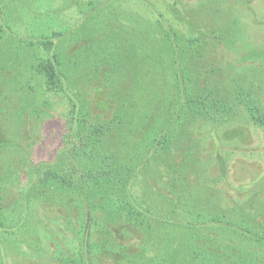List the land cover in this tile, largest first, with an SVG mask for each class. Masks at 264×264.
I'll list each match as a JSON object with an SVG mask.
<instances>
[{
	"label": "trees",
	"instance_id": "trees-1",
	"mask_svg": "<svg viewBox=\"0 0 264 264\" xmlns=\"http://www.w3.org/2000/svg\"><path fill=\"white\" fill-rule=\"evenodd\" d=\"M185 2L0 0V244L28 232L4 254L264 264V175L234 184L221 135L245 124L264 131L261 83L239 74L222 44L223 0ZM14 101L11 133L2 118ZM53 114L62 145L47 168L33 169L30 147ZM12 151L35 177L9 198V183L18 185ZM33 202L54 212L35 240Z\"/></svg>",
	"mask_w": 264,
	"mask_h": 264
},
{
	"label": "rangeland",
	"instance_id": "rangeland-1",
	"mask_svg": "<svg viewBox=\"0 0 264 264\" xmlns=\"http://www.w3.org/2000/svg\"><path fill=\"white\" fill-rule=\"evenodd\" d=\"M185 1L186 0H183V2ZM189 1L190 0H187V3L185 2V6L188 7ZM212 3L213 0H206L207 6H210ZM221 12L218 14L220 15V31H227V35L222 34V38L224 37L222 39V44L226 47L225 50L227 54L234 60L237 59L236 63L239 65V69L237 68L239 74L247 73L248 77L250 74V77H255L260 80L261 97L264 98V68H262L264 64V0H223ZM233 20H235V22H233ZM207 23L209 24L207 25ZM202 25L214 27V19H212V17H206V21H203ZM232 27L234 28L230 29ZM215 46L216 44L212 42V45H208L207 48L216 51L218 47H216L215 50ZM232 48H235V50ZM234 52L238 53L233 54ZM249 66H254L255 68L249 69ZM255 83H257V81H255ZM18 106H20V103L14 101L11 103V111H5V113H3V122L6 126H11L7 127L11 129V133H14L15 130L19 128L18 124L15 122V114L13 112L14 108H18ZM41 122L42 124L38 130L37 141L32 143L33 145L30 147L29 160L32 163L31 165L35 164L33 169L39 168L44 170L48 167L47 162L52 160L55 149L62 145L63 126L62 119L54 114L52 117H47V119L45 118V120ZM245 125L248 127L246 128L244 126V128H241L242 126H240V134L233 133L239 128L238 126H236L235 129H224L221 131V135H225V144H229L227 147L230 151V157L232 158L229 179L236 185H238L240 181L246 182L255 177L258 178L260 175H264V131L260 128L250 127V124ZM25 127L27 129L26 131H28V126ZM7 155L12 158V161H15V170H13L12 173L18 176V185L14 186L9 183L10 188L12 187L9 198H12V196L18 193L19 182L20 186H27L34 180L35 175H33V172L27 167L29 163H27L26 160L20 159L21 156L19 153L12 151ZM0 157L5 156L1 155ZM19 159L23 162H20ZM28 171H31V173L28 174ZM38 205L39 204L36 205L33 202L34 208H30L29 210L26 209L29 214L28 217L32 225H34V230L29 231V233H34L35 236V238L29 237L31 240H35L37 234H40L42 232L41 230H45L43 223L45 225L49 224L54 226L52 221V216L54 217L52 207L51 210L47 208L42 210L41 207H39V209L37 208ZM59 222L61 228L64 230L65 220L60 218ZM27 233L26 230H23L19 235L16 233L6 236V242H4L3 245L0 244V264H54L53 259L48 255V250L44 254H38V256L29 250L28 252H18L16 254H4L3 250L9 247V242L15 243L17 237H22V235L28 237ZM63 233L67 234L64 231ZM62 237V235L59 237L55 235L56 239L59 238L60 244H62L64 240Z\"/></svg>",
	"mask_w": 264,
	"mask_h": 264
}]
</instances>
